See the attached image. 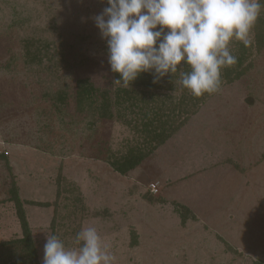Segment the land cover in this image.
<instances>
[{
	"label": "rangeland",
	"instance_id": "374dc122",
	"mask_svg": "<svg viewBox=\"0 0 264 264\" xmlns=\"http://www.w3.org/2000/svg\"><path fill=\"white\" fill-rule=\"evenodd\" d=\"M106 5L0 0V264L14 261L10 242L21 234L14 189L41 264L54 207L66 214L54 235L74 245L82 227L95 226L115 264H264V48L233 41L246 73L197 106L188 100L189 115L175 117L172 136L156 149L146 146L148 155L122 175L105 158L126 151L129 126L100 122L71 96L55 101L61 90L71 94L76 77L114 83L94 19ZM44 44L38 62L35 48ZM184 68L182 62L179 75ZM179 80L157 91L191 98ZM177 201L195 215L185 225Z\"/></svg>",
	"mask_w": 264,
	"mask_h": 264
},
{
	"label": "clouds",
	"instance_id": "9594fccd",
	"mask_svg": "<svg viewBox=\"0 0 264 264\" xmlns=\"http://www.w3.org/2000/svg\"><path fill=\"white\" fill-rule=\"evenodd\" d=\"M94 17L108 45L115 84L129 87L141 73L154 70L153 83L178 71V81L193 97L222 90V70L237 64L233 41L253 44L260 0H107ZM107 17V19H105ZM159 26V30L157 29ZM167 29V31H165ZM122 82V84H121ZM68 247L47 234L43 264H115L116 255L95 226L76 234Z\"/></svg>",
	"mask_w": 264,
	"mask_h": 264
},
{
	"label": "trees",
	"instance_id": "16d2710c",
	"mask_svg": "<svg viewBox=\"0 0 264 264\" xmlns=\"http://www.w3.org/2000/svg\"><path fill=\"white\" fill-rule=\"evenodd\" d=\"M260 2L264 4V0H260ZM108 6L107 2L106 7ZM156 30H159V26H157ZM254 40L257 48H264V10H262L254 26ZM32 43L35 44L34 42ZM241 46L244 47L243 44ZM42 47L46 50L49 48V45L36 46L35 50L37 52H34L35 58L33 57V59H37L38 62H42V58L45 57V55L41 54ZM243 54L237 56L238 62L235 66L222 70L223 84L234 81L246 73L247 66L244 67L241 59L244 57ZM183 71H190V67L185 64ZM119 78L120 74L114 73V80ZM177 78H180L178 72L174 74L169 73L167 77L164 76L158 82L153 83V70L141 73L131 82L129 87H123L113 83V81L110 82L109 86L100 87L89 77H76L73 80L74 88L70 89L71 94L68 93L67 89L61 90L57 93L55 101L61 103L71 96L83 110L87 109L91 114L96 113L100 122H120L129 126L130 131H132V141L127 142L126 140L124 142L125 145L128 143L126 151L124 153L119 151L113 152L109 149L110 153L105 158V161L108 162L113 170L126 175L135 169L148 155L147 151L149 149L146 146L150 145V148H154L156 145L162 146L161 144L169 139L172 133L177 130L179 126L171 129L173 125L170 124L173 123L176 116L189 115L188 100H190V105L193 106L201 103L200 101L204 96L199 98L191 96L190 98L188 95L186 98L181 97L180 100H177V98H172L170 95H161L157 91L159 88H163L162 86L166 81L174 82ZM107 148L111 147L108 146ZM109 150L107 149V151ZM7 160L6 163L9 164V159ZM57 179L58 184H61L63 178L61 179V176H58ZM60 184V189L56 192L57 197L62 196V194L65 195V190ZM65 189L66 191L72 190L69 186ZM12 200L17 206L16 214L20 221L21 234L10 242L14 248L16 247L8 253L14 259L10 264H41L37 243L32 236L30 222L25 214L17 189H14ZM175 204L179 209L177 212L180 213L182 225H185L188 220L195 218V215L192 214L191 210L184 203L177 201ZM41 205L49 206L50 204L42 203ZM65 215L62 213V209L54 207L53 217L47 224L51 230V235L62 232V228L64 227L62 221L65 219ZM133 235V240L135 241L136 232ZM64 243L72 247L75 245H73L72 241H65ZM4 244L0 243V248Z\"/></svg>",
	"mask_w": 264,
	"mask_h": 264
},
{
	"label": "built area",
	"instance_id": "2783aa9c",
	"mask_svg": "<svg viewBox=\"0 0 264 264\" xmlns=\"http://www.w3.org/2000/svg\"><path fill=\"white\" fill-rule=\"evenodd\" d=\"M157 186H158L157 183H152L151 184V190L153 191V193H157V191H158Z\"/></svg>",
	"mask_w": 264,
	"mask_h": 264
},
{
	"label": "crops",
	"instance_id": "0c3cea01",
	"mask_svg": "<svg viewBox=\"0 0 264 264\" xmlns=\"http://www.w3.org/2000/svg\"><path fill=\"white\" fill-rule=\"evenodd\" d=\"M12 149H13V151H12V152L15 154V153H16V151L20 150L21 148H12ZM18 153H19V151H18ZM18 153H17V154H18Z\"/></svg>",
	"mask_w": 264,
	"mask_h": 264
}]
</instances>
